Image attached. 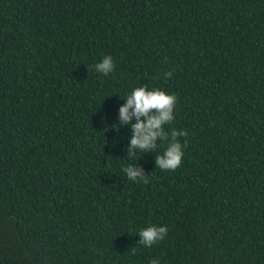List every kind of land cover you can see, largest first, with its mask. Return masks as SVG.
<instances>
[{
  "label": "trees",
  "instance_id": "trees-1",
  "mask_svg": "<svg viewBox=\"0 0 264 264\" xmlns=\"http://www.w3.org/2000/svg\"><path fill=\"white\" fill-rule=\"evenodd\" d=\"M142 85L176 96L175 171L114 128ZM151 259L264 264V0H0V264Z\"/></svg>",
  "mask_w": 264,
  "mask_h": 264
},
{
  "label": "clouds",
  "instance_id": "clouds-1",
  "mask_svg": "<svg viewBox=\"0 0 264 264\" xmlns=\"http://www.w3.org/2000/svg\"><path fill=\"white\" fill-rule=\"evenodd\" d=\"M94 67L98 73L108 75L113 72L115 65L112 57L106 55ZM171 76V72L164 73L165 79H170ZM124 100L125 103L119 106V124L114 128L118 131L120 126H131L126 154L134 158L137 150L141 153L155 152L158 141H168L162 154L155 155V166L161 170L175 171L181 165L183 148L186 146L180 143L178 137L187 136V131L172 129L169 134L164 128L174 120L176 96L158 88L149 89L146 85H142L135 87ZM123 172L128 180L142 181L144 184L149 182L148 175H145L144 169L138 164L124 167ZM138 234L139 243L151 247L167 236L168 228L149 225L142 228ZM131 251L135 254L137 249L132 247ZM149 264H159V260L151 259Z\"/></svg>",
  "mask_w": 264,
  "mask_h": 264
}]
</instances>
